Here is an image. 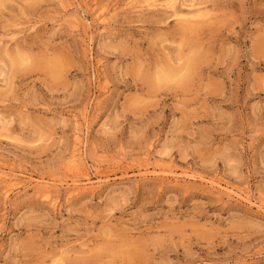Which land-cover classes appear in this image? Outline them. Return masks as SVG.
Instances as JSON below:
<instances>
[{
  "label": "rangeland",
  "instance_id": "374dc122",
  "mask_svg": "<svg viewBox=\"0 0 264 264\" xmlns=\"http://www.w3.org/2000/svg\"><path fill=\"white\" fill-rule=\"evenodd\" d=\"M0 170V264H264V0H0Z\"/></svg>",
  "mask_w": 264,
  "mask_h": 264
},
{
  "label": "bare ground",
  "instance_id": "6f19581e",
  "mask_svg": "<svg viewBox=\"0 0 264 264\" xmlns=\"http://www.w3.org/2000/svg\"><path fill=\"white\" fill-rule=\"evenodd\" d=\"M192 30V29H191ZM192 57V56H191ZM189 62H191V61H189ZM59 66V65H58ZM170 71V70H169ZM174 72V71H173ZM163 74V73H162ZM164 74H165V72H164ZM166 75V74H165ZM171 75V74H170ZM168 77V76H167ZM161 78V77H160ZM160 82V81H159ZM182 82V81H181ZM78 135V134H77ZM79 137V136H78ZM80 138V137H79ZM80 141H81V139H80ZM82 142V141H81ZM82 144V143H81ZM79 146V145H78ZM81 147V146H80ZM75 152V151H74ZM78 152H79V150H78ZM76 153H77V151H76ZM79 154V156L78 155H75V158H72L73 159V161H72V163H71V167H69V169L70 170H72L73 172L72 173H74V175L75 176H77L78 178H80V179H82V178H87L89 181H91L90 180V177H89V174L87 173L88 171H87V166H86V163H85V161H84V158H82V157H80L81 156V154L80 153H78ZM73 175V176H74ZM16 176V175H15ZM77 177H75V179H77ZM20 178V177H19ZM179 178V177H178ZM178 178H177V180H178ZM180 180V179H179ZM0 181H2V182H4V183H6L5 184V186H6V188L5 189H7V192L8 193H6V194H9V192L10 191H13L14 189H18V188H20V187H22V186H24V182H23V180H20V179H18L17 177H13L12 175H10V174H8V173H6L4 170H0ZM76 182L78 181V180H75ZM82 180H80V182H81ZM86 182V181H85ZM1 183V182H0ZM80 185V184H79ZM98 185V184H97ZM48 186V185H47ZM73 186V185H72ZM40 187V186H39ZM51 187V186H50ZM52 188V187H51ZM72 188H74V187H72ZM79 188H81L80 186H78V185H76L75 186V190H76V193L78 192V190H79ZM88 188V187H87ZM82 189V188H81ZM46 190L47 191H45V192H47V193H44V194H46L45 196L46 197H48V196H50L49 195V193H50V189L49 188H46ZM73 190V189H72ZM229 190V189H228ZM74 191V190H73ZM80 191H82V190H80ZM80 191H79V193H80ZM70 193V192H69ZM78 193V194H79ZM74 195V194H73ZM238 195V194H237ZM44 196V195H43ZM75 196V195H74ZM48 198H50V197H48ZM47 198V199H48ZM51 199V198H50Z\"/></svg>",
  "mask_w": 264,
  "mask_h": 264
}]
</instances>
